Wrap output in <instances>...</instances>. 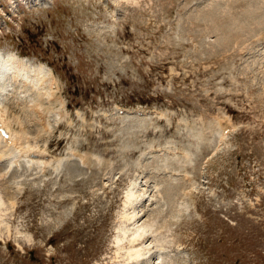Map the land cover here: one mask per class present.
Listing matches in <instances>:
<instances>
[{
	"label": "rangeland",
	"instance_id": "rangeland-1",
	"mask_svg": "<svg viewBox=\"0 0 264 264\" xmlns=\"http://www.w3.org/2000/svg\"><path fill=\"white\" fill-rule=\"evenodd\" d=\"M101 1L0 0V68L47 74L36 92L4 73L0 113L61 165L0 159V264H264V0ZM221 114L238 131L220 149ZM174 143L197 145L191 184L169 176L190 158Z\"/></svg>",
	"mask_w": 264,
	"mask_h": 264
},
{
	"label": "bare ground",
	"instance_id": "bare-ground-1",
	"mask_svg": "<svg viewBox=\"0 0 264 264\" xmlns=\"http://www.w3.org/2000/svg\"><path fill=\"white\" fill-rule=\"evenodd\" d=\"M26 63L28 64V62H21L19 60H15L13 57L8 58L3 64L2 67L4 68L2 70L3 73H6L7 76H10V74H13L14 77H20L21 79H23L25 82H28L30 80V84L32 85L33 89L36 92H39V89L37 88V85L41 84L43 81V79L46 77L45 75H47L45 73V70H43L42 68H31V66H26ZM26 66V67H25ZM28 72V73H27ZM0 76H2V74L0 73ZM46 81V80H45ZM49 83V81H47ZM51 83V81H50ZM44 84V83H42ZM2 100H4V98H2ZM39 99L37 98V101ZM37 104L40 103H36ZM39 109V108H37ZM1 111V110H0ZM4 114L7 113H0V118L2 119V115L4 117ZM27 116V115H26ZM25 116V117H26ZM30 117V116H29ZM5 118L7 119V116H5ZM27 118V117H26ZM0 119V120H1ZM27 120V119H26ZM32 120V119H31ZM5 124L6 127H8V131L10 133L9 130V121L7 119V121L5 120ZM2 129V128H1ZM4 130V129H3ZM2 130V131H3ZM37 130V129H36ZM12 131V130H11ZM13 134L10 133V136L8 137L9 140H11V145L10 144H5L1 141L0 139V159L3 157H6L9 161L7 167H11L13 168V165H17L14 166L19 167L20 163H25L27 168H31L32 166L35 167V165H37V167L40 169V165H41V161H35L38 160L40 157H37V155H44V153L41 152V150H38L37 147L34 148L30 145H25L26 141H24L27 137H25L24 135L21 134H17L15 132L12 131ZM28 133V132H27ZM40 134V132H39ZM25 138V139H23ZM38 158V159H36ZM84 159V158H83ZM83 161V160H82ZM86 163V161H84ZM43 163V162H42ZM52 161L50 162L47 161L46 163H44V165H49L54 167L55 171L57 172L58 169L61 167L60 165V161L55 162L53 165L51 164ZM89 163V162H87ZM2 167V166H1ZM21 167V166H20ZM5 168V167H4ZM3 168V170H4ZM14 168V169H15ZM61 169V168H60ZM5 171V170H4ZM12 171V170H10ZM3 172V171H2ZM55 172V173H56ZM5 175V174H4ZM7 176V175H6ZM1 177V176H0ZM2 178V177H1ZM5 178V177H4ZM3 179V178H2ZM169 190V189H168ZM167 191V190H166ZM174 191V190H173ZM170 192V191H169ZM174 193V192H173ZM170 194V193H169ZM129 202L133 203L132 198H128ZM131 219V218H130ZM129 219V220H130ZM151 230V226H149ZM146 229V228H145ZM145 229L142 228H138L137 230L135 229V231H133L132 235H131V244L133 245H137V243H139V241L141 240V238H143L145 232ZM149 232V231H147ZM145 239V238H143ZM134 247V246H133ZM132 247V248H133ZM138 250V249H137ZM135 251V250H134ZM133 252V251H132ZM136 252V251H135ZM134 253V252H133ZM132 253V254H133ZM141 255L136 252L134 254V256L132 255L133 258L131 259H138ZM135 257V258H134ZM129 259V260H131ZM134 261V260H133Z\"/></svg>",
	"mask_w": 264,
	"mask_h": 264
}]
</instances>
